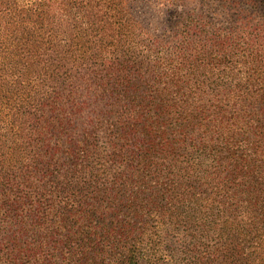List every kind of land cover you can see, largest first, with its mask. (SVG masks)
<instances>
[{"label": "trees", "instance_id": "1", "mask_svg": "<svg viewBox=\"0 0 264 264\" xmlns=\"http://www.w3.org/2000/svg\"><path fill=\"white\" fill-rule=\"evenodd\" d=\"M25 36L51 43L0 33V262L141 264L168 229L192 264H264V51L240 72L190 49L1 48Z\"/></svg>", "mask_w": 264, "mask_h": 264}, {"label": "rangeland", "instance_id": "2", "mask_svg": "<svg viewBox=\"0 0 264 264\" xmlns=\"http://www.w3.org/2000/svg\"><path fill=\"white\" fill-rule=\"evenodd\" d=\"M6 5L16 11L15 20L5 15ZM27 30L51 43L30 42L25 36L24 44L6 41L1 48L129 50L148 54L190 49L207 51L205 64L244 72L249 65L244 63L243 54L253 49L264 51V0H0V33L21 36ZM222 47L231 55L219 58L224 57ZM192 62L199 66L196 58ZM187 69L183 74L194 78L196 75L191 77ZM257 70L262 73L264 67ZM196 74L203 76L204 71L197 70ZM254 78L258 79V75ZM260 87L258 83L254 90ZM213 97L223 98L219 94ZM2 225L0 218V240ZM166 230L158 253L148 252V259H141V264H192L191 253L184 252L191 243L186 231ZM7 250H1L0 264H9L4 255Z\"/></svg>", "mask_w": 264, "mask_h": 264}]
</instances>
